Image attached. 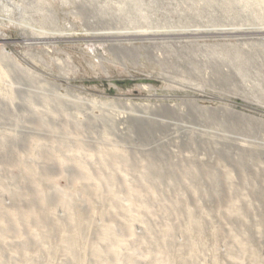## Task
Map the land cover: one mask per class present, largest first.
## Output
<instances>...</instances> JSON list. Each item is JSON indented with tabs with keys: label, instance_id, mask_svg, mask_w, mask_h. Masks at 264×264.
I'll return each mask as SVG.
<instances>
[{
	"label": "rangeland",
	"instance_id": "374dc122",
	"mask_svg": "<svg viewBox=\"0 0 264 264\" xmlns=\"http://www.w3.org/2000/svg\"><path fill=\"white\" fill-rule=\"evenodd\" d=\"M264 5L0 0V264H264Z\"/></svg>",
	"mask_w": 264,
	"mask_h": 264
},
{
	"label": "bare ground",
	"instance_id": "6f19581e",
	"mask_svg": "<svg viewBox=\"0 0 264 264\" xmlns=\"http://www.w3.org/2000/svg\"><path fill=\"white\" fill-rule=\"evenodd\" d=\"M260 3L264 5V0H258ZM264 32V31H263Z\"/></svg>",
	"mask_w": 264,
	"mask_h": 264
}]
</instances>
